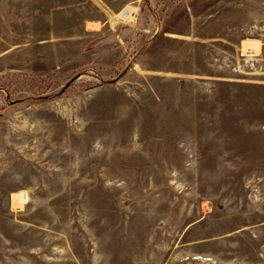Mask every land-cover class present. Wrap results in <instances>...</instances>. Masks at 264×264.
Listing matches in <instances>:
<instances>
[{"label":"rangeland","instance_id":"1","mask_svg":"<svg viewBox=\"0 0 264 264\" xmlns=\"http://www.w3.org/2000/svg\"><path fill=\"white\" fill-rule=\"evenodd\" d=\"M0 264H264V0H0Z\"/></svg>","mask_w":264,"mask_h":264},{"label":"bare ground","instance_id":"2","mask_svg":"<svg viewBox=\"0 0 264 264\" xmlns=\"http://www.w3.org/2000/svg\"><path fill=\"white\" fill-rule=\"evenodd\" d=\"M133 16H134V13H133V11H131V9L130 10H126V11H121L119 13V19L120 20L129 19V18H131ZM11 200L12 201H18L19 204L22 205V203H24L26 201V195H25V193L23 191L13 192L12 195H11Z\"/></svg>","mask_w":264,"mask_h":264}]
</instances>
